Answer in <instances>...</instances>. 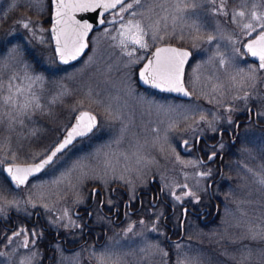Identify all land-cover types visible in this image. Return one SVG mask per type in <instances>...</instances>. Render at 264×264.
Instances as JSON below:
<instances>
[{
    "label": "rangeland",
    "instance_id": "obj_1",
    "mask_svg": "<svg viewBox=\"0 0 264 264\" xmlns=\"http://www.w3.org/2000/svg\"><path fill=\"white\" fill-rule=\"evenodd\" d=\"M49 4V0H0L3 162L41 157L75 113L88 108L99 116L104 129L110 126L111 130H105L104 139L96 145L94 139L99 131L75 146L81 149L85 146L82 159L86 167L78 173L90 172L88 176H92L97 170L107 174L136 171L147 165L151 156L165 152L173 125L188 113L196 118L207 114L230 117L233 111L230 106H235L237 99L242 100L246 110L252 94L260 90L231 85L258 84L257 77L248 78L242 70L239 54H244L242 44L250 32L244 25L252 24L256 31L251 33L259 30L252 13L264 15V0H140L129 12H120L118 7L91 34L89 51L73 65L60 64L56 58L49 31ZM241 12L243 16L239 15ZM129 20L143 28L147 48L131 44L128 33L121 34L122 25L126 27ZM24 23L29 27H23ZM164 42H177L193 50L186 76L198 101L158 99L137 88L139 67L147 54ZM127 52L133 55L128 56ZM137 60L138 63L134 62ZM210 101L217 109L206 104ZM261 115L264 116V105ZM63 118L67 124L60 126ZM59 127L61 132H57ZM30 139L35 145L32 148L28 146ZM243 139L240 176L233 187L220 193L223 198L220 219L209 228L195 229L192 240L175 245L177 256L173 264H213L215 260L220 264L234 260L238 261L235 264H264V135L248 127ZM162 160L169 188L180 174L193 182L189 170L192 158L163 155ZM60 178L61 172L57 176ZM39 181L14 194H2L4 189H0V214L5 209L27 212L29 205L53 197L41 184L43 180L40 184ZM150 225L147 221L118 231L113 240L97 248L94 254L74 260L59 255L54 264H172L160 240L152 237ZM160 228L155 226L156 231ZM210 250L218 253L214 259H210ZM13 255L16 257L11 250L0 249V264H38L40 258L33 248L20 247L19 259H13Z\"/></svg>",
    "mask_w": 264,
    "mask_h": 264
},
{
    "label": "flooded vegetation",
    "instance_id": "obj_2",
    "mask_svg": "<svg viewBox=\"0 0 264 264\" xmlns=\"http://www.w3.org/2000/svg\"><path fill=\"white\" fill-rule=\"evenodd\" d=\"M259 31L251 33L248 38ZM248 38L242 44L243 52ZM239 55L243 61L242 70L248 78L257 77L258 84L243 83L245 87L239 84L231 85V88H260L250 97L248 108L244 110L242 100L237 99L235 106H230V109L233 108L230 117H212L207 114L196 118L188 113L173 125L165 152L151 156L142 169L108 174L97 170L92 172V176H88L90 172L78 173L79 169L86 167L82 159L85 146H82L83 150L75 146L99 131V136L94 139L96 145L104 139L105 130H111L110 126L108 129L102 127L100 118L98 127L91 135L77 140L58 153L49 167L19 189H15L7 178L5 164L33 162L50 153L53 145L59 143L65 130L73 123L74 117L41 157L32 161L0 160V189H4L2 194H14L36 180H43L41 184L44 188L47 187V191L53 193V197L43 203L29 205L27 212L3 210L0 214V249L16 253V257H12L14 259L19 257L20 247L33 248L40 255L38 264H54L59 255L73 260L92 255L97 248L113 240L118 231H127L138 223L149 221L152 237L160 240L173 264L177 256L175 245L184 240H192L195 229L209 228L220 219L223 205L220 193L229 186L233 187L240 176L244 130L250 127L264 135V116L261 115L264 105V89H261L264 88V68L260 67V61L248 57L245 52ZM193 57L194 52L186 67V74ZM137 88L158 99H183L150 86L139 84ZM192 93L191 99L183 100L198 101L199 98ZM206 104L217 109L212 101ZM65 124L67 121L63 118L60 126ZM60 129L57 132H61ZM31 140L28 142L29 148L35 146ZM163 155L192 158L189 170L193 173V182L185 180L184 174H180L169 188L170 181L165 180L163 175ZM210 156L212 159H209ZM60 172L61 178L57 179ZM53 191L58 193L54 194ZM156 225L161 227L157 231ZM91 260L94 261V258Z\"/></svg>",
    "mask_w": 264,
    "mask_h": 264
},
{
    "label": "snow or ice",
    "instance_id": "obj_3",
    "mask_svg": "<svg viewBox=\"0 0 264 264\" xmlns=\"http://www.w3.org/2000/svg\"><path fill=\"white\" fill-rule=\"evenodd\" d=\"M36 2V0H33ZM140 0H133V3H125V0H57L56 16L57 25L60 27L54 28L53 31H58L57 36V48L56 51L59 53L60 59L67 62V58L76 59L77 56L88 47L85 42L87 33L93 28V24L87 20L81 22L76 20L74 16L75 11L81 12H96L97 9H101L104 12H110L112 9H117L119 6L120 12H129L133 8V4H139ZM130 15L135 17V12H130ZM243 16L244 13H239ZM252 18L258 23L260 31L257 33L250 43L247 44L248 51L253 56H258L260 59V67L264 68V15H256L252 13ZM123 19V17H121ZM96 22L104 24L105 18H102L100 13H96ZM115 23V20H113ZM23 27L28 28V23H24ZM246 29H249V35L251 32H255L256 29L252 24L244 25ZM128 33L127 39L133 45H139L140 48H147L148 44L144 42L143 36L146 34L139 23L133 24L132 20L128 21L126 27L122 25L121 34ZM62 37V38H61ZM155 38V37H153ZM209 37V41H211ZM123 44L124 41L122 40ZM135 49H133V52ZM133 52H127L126 55L132 56ZM153 59L148 60L143 66L140 72L141 78L146 82H151L157 87H161L164 84L170 85L168 90L183 91L182 84V71L183 65L187 60L190 53L180 48L166 47L157 48L152 54ZM138 63L139 61H134ZM223 63V61H221ZM187 94V93H186ZM11 99L6 98L5 103ZM39 107V105H37ZM96 127V117L89 112H81L76 118V123L66 132L62 142L58 145H53V149L50 150V154L47 158L43 159L41 163L29 168H13L7 169L9 173H13L12 180L18 187L23 185L27 181V177L32 172H38L43 169L46 165L50 164L57 153H61L69 144L72 143L74 138L83 137L88 133H91ZM209 159H212L210 156ZM264 183V181H262ZM184 187H187L186 185ZM176 199H180L176 197ZM131 230V229H130ZM19 233H17L18 235Z\"/></svg>",
    "mask_w": 264,
    "mask_h": 264
},
{
    "label": "water",
    "instance_id": "obj_4",
    "mask_svg": "<svg viewBox=\"0 0 264 264\" xmlns=\"http://www.w3.org/2000/svg\"><path fill=\"white\" fill-rule=\"evenodd\" d=\"M127 0H125L126 2ZM56 4H57V0H51V22H50V26H49V31H50V35H51V39H52V43H53V46H54V50H55V53H56V58L58 60V62L60 64H63V65H73L77 62H79L85 55L86 53L89 51V48H90V36L91 34L101 28L104 24H100L98 22H96V13L99 12L101 17L102 18H105V16L107 14H109L110 12L114 11L115 9H112L110 10V12H104L103 10L101 9H97L96 12H81V11H75L74 12V16H75V19L76 20H80L81 22H83L84 20H87L89 23H92L93 24V28L87 33L86 37H85V42L87 43L88 47L85 48L83 50L82 53H80L76 59H69L66 57L67 59V62H64L63 60L60 59V56H59V53L56 51V48H57V36L59 34L58 31H53L54 28H59L60 26L57 25V16H56V12H57V8H56ZM119 7V6H118ZM117 7V8H118ZM257 34L254 35L253 37H250L248 38L245 43H244V52L245 54L254 59V60H258L260 61L259 57L258 56H253L249 51H248V48H247V44L250 43L254 38H256ZM62 38V37H61ZM166 47H173V48H180V49H183V50H186L190 53V55L187 57V60L186 62L184 63L183 65V71H182V84H181V87L183 88V91H175V90H168L171 86L170 85H167V84H164L162 85L161 87H157L155 86L153 83L151 82H146L143 78H141L140 76V72L142 71L143 69V66L147 63L148 60H151L153 59V53L155 52V50L157 48H166ZM192 55H193V52L191 50V48L187 47V46H183V45H179V44H176V43H161L159 45H157L153 51L147 56V58L144 60V62L141 64V66L139 67L138 71H137V80H138V83L142 86H145V87H153L154 89L156 90H159V91H162V92H167V93H172L174 94L175 96H178L180 98H183V99H191L193 97V93L192 91L187 87L186 85V81H185V74H186V67L190 61V59L192 58ZM187 93V94H186ZM81 112H89L91 113L92 115H94L96 117V127L93 129V131L91 133H88L87 135L83 136V137H76L74 138V140L72 141L71 144H69L64 150H66L69 146H71L73 143H75L77 140L79 139H82V138H86L88 137L89 135H91L95 130L96 128L98 127V124H99V117L98 115L92 111L91 109H88V108H82L80 110H78L75 115H74V120H73V123L65 130L61 140L59 141L62 142V139L63 137L66 135V132L68 130L71 129L72 126L75 125L76 123V118L79 116V114ZM58 145V144H57ZM62 150V151H64ZM50 153H48L47 155H49ZM58 154V153H57ZM47 155H44L43 157H41L39 160L37 161H33V162H28V163H12V162H9V163H6L5 166H4V172L7 176V178L9 179L10 183L12 184V186L15 188V189H19L21 188L22 186H25L27 185V183L29 182L30 179L36 177L37 175H39L40 173H42L47 167H49L50 164L46 165L43 169H41L40 171L38 172H32L31 174L28 175L27 177V181L23 184V185H19L18 187L16 186V184L14 183V181L12 180V175L13 173H9L7 171V169L9 168H13L14 172H15V168H29V167H34L35 165L39 164L42 162L43 159L47 158Z\"/></svg>",
    "mask_w": 264,
    "mask_h": 264
},
{
    "label": "trees",
    "instance_id": "obj_5",
    "mask_svg": "<svg viewBox=\"0 0 264 264\" xmlns=\"http://www.w3.org/2000/svg\"><path fill=\"white\" fill-rule=\"evenodd\" d=\"M49 2H50V0H49ZM49 11L51 12V4H49ZM204 250H207V249H204ZM210 251H211V250H210ZM210 251H209V252H210ZM210 253H211V255H210V259H214V255H215V254L218 255V253H216V251H213V252L211 251ZM205 257H206V255L203 257L202 260H204ZM170 261H172V259H170ZM214 262H216V263H213V264H220L218 260H215ZM237 262H238L237 260L229 261V264H235V263H237Z\"/></svg>",
    "mask_w": 264,
    "mask_h": 264
}]
</instances>
